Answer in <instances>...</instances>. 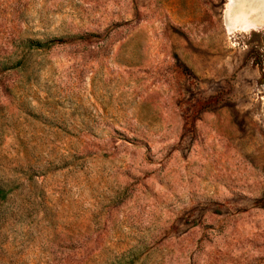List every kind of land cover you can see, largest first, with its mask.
<instances>
[{
  "label": "rangeland",
  "instance_id": "374dc122",
  "mask_svg": "<svg viewBox=\"0 0 264 264\" xmlns=\"http://www.w3.org/2000/svg\"><path fill=\"white\" fill-rule=\"evenodd\" d=\"M0 264H264V0H0Z\"/></svg>",
  "mask_w": 264,
  "mask_h": 264
},
{
  "label": "bare ground",
  "instance_id": "6f19581e",
  "mask_svg": "<svg viewBox=\"0 0 264 264\" xmlns=\"http://www.w3.org/2000/svg\"><path fill=\"white\" fill-rule=\"evenodd\" d=\"M224 20H225V24H228V19H227V18H225Z\"/></svg>",
  "mask_w": 264,
  "mask_h": 264
}]
</instances>
